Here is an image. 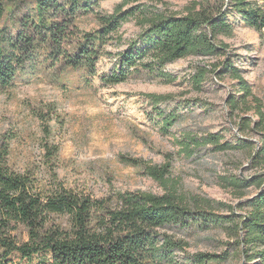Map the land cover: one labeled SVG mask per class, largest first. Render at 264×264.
<instances>
[{
	"label": "trees",
	"instance_id": "1",
	"mask_svg": "<svg viewBox=\"0 0 264 264\" xmlns=\"http://www.w3.org/2000/svg\"><path fill=\"white\" fill-rule=\"evenodd\" d=\"M99 1L0 0V91L19 81L30 82L40 71L76 73L89 82L99 78L102 86L143 74L172 82L174 77L165 70L168 64L189 55L223 53L227 45L217 39L220 34L232 36L229 18L234 13L244 24L259 31L264 28V11L258 0H204L202 5L188 8L186 14L144 7L135 10L133 6L124 9L127 0L110 14H102ZM89 14L97 17L98 26L79 28L81 16ZM132 17L140 32L123 40L119 29ZM112 41L125 48L109 52L106 46ZM103 56L113 58L114 63L110 71L99 73L97 65ZM207 72L199 69L193 74L195 88H201ZM210 72L236 79L238 92L227 99L231 109L251 110L248 104L254 97L250 85L231 60H222ZM143 95L159 118L160 129L169 132L179 115L161 104L174 100L173 95ZM254 111L257 119L253 126L245 117L241 125L243 135L254 131L260 135L255 150L249 138L222 141V136L213 133L199 137L183 134L179 148L188 156L207 144L216 151H255L253 163L258 162L264 158V110L256 106ZM44 150L49 169L58 147L44 143ZM9 153L8 141L1 140L0 264H177L175 253L184 252L187 243L173 238L167 228L202 232L214 228L233 239L224 243L229 247L222 253H185L184 264H225L232 258L240 264H264V173L249 178L221 177L243 199L236 209L219 203L226 211L220 213L205 204L188 203L171 191L160 195L116 191L97 198L66 187L50 169L47 181L29 169H13ZM127 161L136 162L132 158ZM142 165L155 178H163L164 166ZM249 187H256V192L246 197L244 191Z\"/></svg>",
	"mask_w": 264,
	"mask_h": 264
},
{
	"label": "rangeland",
	"instance_id": "2",
	"mask_svg": "<svg viewBox=\"0 0 264 264\" xmlns=\"http://www.w3.org/2000/svg\"><path fill=\"white\" fill-rule=\"evenodd\" d=\"M125 0H100L98 9L110 14ZM202 0H127L124 9L133 6L163 13L186 14L188 8ZM264 11V1L258 0ZM213 3V2H210ZM199 5V6H200ZM198 9V7L196 8ZM234 27L232 36L220 34L218 41L227 45L219 56L180 58L165 70L174 81L165 82L147 75H133L128 81L102 86L99 78L85 81L79 74L40 71L28 83L20 82L0 91V141L10 145L9 162L17 171L29 169L43 181L49 178V169L68 188L106 197L116 191L140 190L154 194L173 192L188 203L198 202L225 213L219 203L231 204L236 209L243 198L234 188L223 183L221 177L238 175L249 178L264 173V158L253 163L255 151L225 149L216 151L209 144L196 149L192 156L182 153L179 139L183 134L197 137L213 133L222 141L234 142L236 137L249 138L258 147L260 135L242 132V117L253 126L257 119L256 106L264 110V28L244 24L237 14L230 16ZM79 28L93 30L97 17L81 16ZM140 32L132 17L119 29L123 40ZM107 50L115 53L124 44L112 41ZM222 60H231L241 77L248 81L252 97L246 107L231 109L229 96L237 94L236 79L230 75L221 78L210 70ZM114 59L103 56L98 61L99 73L108 72ZM199 69L207 70V79L200 89L194 87L191 77ZM144 93H167L174 100L161 107L177 112L176 123L169 132L160 129ZM41 115L44 119H41ZM46 128V130L44 129ZM44 143L56 146L58 151L49 169ZM251 156V157H250ZM127 158L136 162H129ZM50 162V161H48ZM162 168V179L152 176L142 164ZM256 187H249L244 196L250 197ZM168 234L187 243L183 251L175 253L177 264H184V255L195 252L222 253L232 242L224 230L209 231L167 228ZM231 247V246H230ZM235 258L225 264H240Z\"/></svg>",
	"mask_w": 264,
	"mask_h": 264
}]
</instances>
